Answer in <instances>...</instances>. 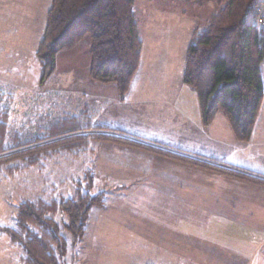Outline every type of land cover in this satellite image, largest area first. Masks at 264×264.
Returning <instances> with one entry per match:
<instances>
[{
    "label": "trees",
    "instance_id": "trees-1",
    "mask_svg": "<svg viewBox=\"0 0 264 264\" xmlns=\"http://www.w3.org/2000/svg\"><path fill=\"white\" fill-rule=\"evenodd\" d=\"M202 1V0H201ZM217 10L205 30L195 28L184 59L183 82L197 92L204 127L218 114L226 117L236 139L249 143L264 102V17L255 23L261 0H215ZM136 0H52L45 30L37 47L42 83L56 70L60 52L88 41L90 78L115 84L124 101L142 63L143 42L135 15ZM254 18V21L252 20ZM94 114L48 117L36 131L14 127L10 112L0 102V179H14L31 170L43 172L56 158L86 155L91 143H110L138 149L205 168L222 175L264 185V179L218 166L171 150L107 125H93ZM94 172L77 183L69 198L56 193L18 205L14 224L0 226V237L20 251L19 264H67L85 239L91 213L106 206V191L94 194ZM55 191V190H54ZM60 216L65 219L59 220ZM71 235V243L66 237Z\"/></svg>",
    "mask_w": 264,
    "mask_h": 264
},
{
    "label": "rangeland",
    "instance_id": "rangeland-1",
    "mask_svg": "<svg viewBox=\"0 0 264 264\" xmlns=\"http://www.w3.org/2000/svg\"><path fill=\"white\" fill-rule=\"evenodd\" d=\"M261 1L263 3L261 2L260 6L264 7V0ZM51 5L52 0H0V28L9 25L17 28L18 32L11 36H0V102L9 110L14 127L24 132L36 131L48 117H58L62 114L78 115L86 109L94 114L93 125H107L136 135L145 132H152V135L162 134L138 120L140 113L137 112L142 111L143 106L135 108L133 105H122L118 100V89L115 84H101L91 80L88 41L74 50L60 52L56 58L54 74L42 83L36 51L45 30L46 15ZM216 10L215 0H136L135 15L139 23L140 38L144 44L141 75L144 78L148 76L151 81L160 82L153 73L158 67L167 68L172 76V82H182L178 72L184 67V56L192 34L197 27L205 30ZM252 20L254 21V18ZM139 81L144 79L140 78ZM191 92L197 100L194 104L191 101L193 96ZM197 106V92L187 86V121L190 125L192 121L201 129L202 113L200 114ZM127 111L134 113L130 117ZM197 114H200V119ZM225 124L230 135L224 132L225 139L220 149L219 146L212 144H202L196 146V149L202 151L204 155L216 157L220 153H225L227 159H234L233 148L229 145L232 132L229 123ZM174 133L175 130L171 129L167 135L171 137ZM118 146L124 147L93 142L89 152L84 156L56 158L47 163V169L43 172L35 169L19 174L14 179H0V226L10 227L14 224L18 205L25 200L49 196L51 191L56 193L57 199L73 196L77 183L82 181L89 171H93L95 185L93 193L107 192L106 202L111 206L110 215L101 216L104 212L102 209H93L85 239L76 251L72 244L69 245L66 262L137 264L139 256L135 247L137 235L127 230L126 217L118 209L129 213L140 211L142 216L159 218L161 214H165L169 204L165 202L167 199H162L142 181H134L125 191V188L120 187H116L117 191L112 190L116 184L125 185L132 181L127 180L125 169L128 166L124 163L127 157ZM136 176L137 174L132 172L129 178L133 179ZM61 219L65 217L60 216L59 220ZM160 220L163 221V217L160 216ZM179 222H183L187 229L185 225H189L190 221L179 219ZM209 223L213 230L208 239L218 244L234 243L239 246L247 244L249 249H254L264 238L245 229L236 235H227L218 230L227 231L233 230L232 228L221 224V221L209 220ZM66 237L71 243V235L66 233ZM10 245L9 237H0V264H19L20 251ZM260 250L252 264H264V247Z\"/></svg>",
    "mask_w": 264,
    "mask_h": 264
},
{
    "label": "crops",
    "instance_id": "crops-1",
    "mask_svg": "<svg viewBox=\"0 0 264 264\" xmlns=\"http://www.w3.org/2000/svg\"><path fill=\"white\" fill-rule=\"evenodd\" d=\"M16 29L5 25L0 28V36L15 35L18 33ZM141 68L126 99L121 101L118 92V100L122 105H133L135 108L143 106L144 109L137 112L140 113L138 120L162 134H128L166 144L171 150L186 156L199 157L221 167L250 172L253 176L264 179V102L251 141L242 145L222 114L216 116L210 127H204L200 119L199 102L197 107L200 114L197 115L202 128L195 126L192 121L191 125L188 123L187 85L183 81L172 82L167 68L155 69L153 74L160 82L151 81L148 76L144 78ZM183 70L184 67L178 72L182 80ZM140 78L144 81H139ZM191 101L193 104L197 101L194 93ZM127 113L130 116L134 112ZM227 122L232 132L229 145L233 148L234 159H227L225 153L216 157L204 155L196 149V146L202 144L217 145L220 149L225 139L224 132L230 135L225 124ZM171 129H174L175 133L169 137L167 132ZM120 148L123 150L122 154L127 157L124 162L128 166L125 169L127 180L132 181L125 185L116 184L112 190L117 191L116 187H120L125 188V191L134 181H142L162 199H167L165 202L169 204L165 214L160 215L163 221L159 215V218L142 216L140 211L129 213L118 209L126 217L127 230L137 235V264H252L255 256L264 247V238L254 249H249L247 244H218L208 239L213 230L209 220L221 221V224L232 228L233 230L227 231L218 230L227 235H236L245 229L249 233L264 236V185L145 151ZM132 172L137 174L133 179L129 178ZM109 206L106 202V206L100 208L104 211L101 216L110 215ZM179 219L190 221L189 225H185L187 229Z\"/></svg>",
    "mask_w": 264,
    "mask_h": 264
},
{
    "label": "built area",
    "instance_id": "built-area-1",
    "mask_svg": "<svg viewBox=\"0 0 264 264\" xmlns=\"http://www.w3.org/2000/svg\"><path fill=\"white\" fill-rule=\"evenodd\" d=\"M255 15H256V19H255V23L257 25H261L263 24V17H264V7L261 5H259L256 10H255Z\"/></svg>",
    "mask_w": 264,
    "mask_h": 264
}]
</instances>
